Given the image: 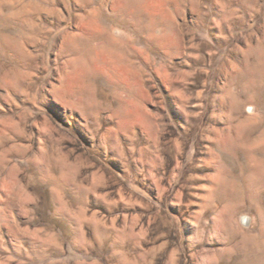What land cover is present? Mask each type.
Returning a JSON list of instances; mask_svg holds the SVG:
<instances>
[{
	"label": "rangeland",
	"instance_id": "rangeland-1",
	"mask_svg": "<svg viewBox=\"0 0 264 264\" xmlns=\"http://www.w3.org/2000/svg\"><path fill=\"white\" fill-rule=\"evenodd\" d=\"M0 264H264V0H0Z\"/></svg>",
	"mask_w": 264,
	"mask_h": 264
},
{
	"label": "bare ground",
	"instance_id": "bare-ground-1",
	"mask_svg": "<svg viewBox=\"0 0 264 264\" xmlns=\"http://www.w3.org/2000/svg\"><path fill=\"white\" fill-rule=\"evenodd\" d=\"M103 1V0H102ZM79 4V3H78ZM94 5H96V4H94ZM121 5V4H120ZM79 6V5H78ZM118 8V7H117ZM79 9L80 10H82L83 11V13H85V12H90L91 13V11H93V10H86V8H85V6H84V4H81L80 6H79ZM113 9V8H112ZM114 9H115V7H114ZM56 9H53V10H51V11H48V14L50 15V16H52V17H56L55 15H57V13H56ZM88 16V15H87ZM80 25V24H79ZM79 29H81V27H79ZM78 29V30H79ZM91 31V30H90ZM79 34V33H78ZM71 35V36H70ZM66 37L68 38L69 37V40H70V38H71V40L74 38H76L77 37V32H74V33H71V34H67L66 35ZM73 39V40H74ZM79 39V38H78ZM76 40H77V38H76ZM70 43V42H69ZM76 43V42H75Z\"/></svg>",
	"mask_w": 264,
	"mask_h": 264
}]
</instances>
